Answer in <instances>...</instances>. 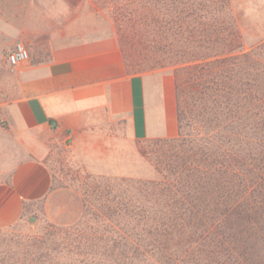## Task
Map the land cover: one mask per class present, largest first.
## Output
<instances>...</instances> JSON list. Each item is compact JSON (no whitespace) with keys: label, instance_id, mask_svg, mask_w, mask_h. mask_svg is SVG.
Masks as SVG:
<instances>
[{"label":"trees","instance_id":"16d2710c","mask_svg":"<svg viewBox=\"0 0 264 264\" xmlns=\"http://www.w3.org/2000/svg\"><path fill=\"white\" fill-rule=\"evenodd\" d=\"M113 1L148 57L174 68L179 132L147 141L159 179L87 184L86 213L104 228L79 231L68 254L264 264V42L245 49L231 0ZM136 54H126L133 74Z\"/></svg>","mask_w":264,"mask_h":264},{"label":"crops","instance_id":"0c3cea01","mask_svg":"<svg viewBox=\"0 0 264 264\" xmlns=\"http://www.w3.org/2000/svg\"><path fill=\"white\" fill-rule=\"evenodd\" d=\"M37 1H43L42 9L64 2L28 0L33 5L25 6ZM12 21L0 11V53L13 48L21 35ZM47 54L14 69L15 98L0 104L1 229L19 223L27 207L51 197L48 161L64 148L94 139L104 154L101 161L108 164L118 148L125 152L126 146L173 139L179 132L174 76L130 73L113 37L53 44Z\"/></svg>","mask_w":264,"mask_h":264},{"label":"rangeland","instance_id":"374dc122","mask_svg":"<svg viewBox=\"0 0 264 264\" xmlns=\"http://www.w3.org/2000/svg\"><path fill=\"white\" fill-rule=\"evenodd\" d=\"M27 1L0 0V11L19 24L21 35L15 45L22 43L26 47L29 60L46 57L53 44L113 37L125 63L127 52L137 53L132 64H137L134 73L159 71L174 76L173 67L148 57L113 0H64L52 4L53 8L50 3L49 9H42L43 1L30 8L25 4H33ZM231 5L245 49L256 48L264 42V0H231ZM52 37L58 40L53 41ZM13 48L0 53V104L16 95L14 69L6 63V55ZM3 125L0 117V137L4 136ZM90 142L93 144L89 145ZM148 143L126 146L125 152L118 148L111 153L108 164L101 161L104 154H99L102 148L97 147L94 139L79 148H64L59 156L51 158L48 161L53 173L51 197L27 207L19 223L0 228V264H74L76 257L68 254L67 249L77 233L104 228L86 213L87 184L105 178L110 180L114 191H124L125 184L120 179H159L151 161L153 156L143 155L144 150L149 153Z\"/></svg>","mask_w":264,"mask_h":264},{"label":"built area","instance_id":"2783aa9c","mask_svg":"<svg viewBox=\"0 0 264 264\" xmlns=\"http://www.w3.org/2000/svg\"><path fill=\"white\" fill-rule=\"evenodd\" d=\"M29 59V52L22 43H17L6 55V62L12 69H15L21 63L29 61Z\"/></svg>","mask_w":264,"mask_h":264}]
</instances>
